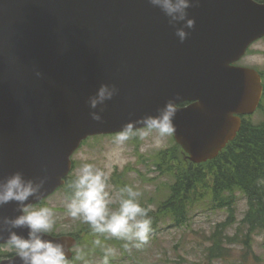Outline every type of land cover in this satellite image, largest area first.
<instances>
[{
    "label": "water",
    "instance_id": "obj_1",
    "mask_svg": "<svg viewBox=\"0 0 264 264\" xmlns=\"http://www.w3.org/2000/svg\"><path fill=\"white\" fill-rule=\"evenodd\" d=\"M188 12L195 27L180 43L183 22L170 25L147 0H0V179L47 176L40 199L26 202L36 205L63 186L88 137L116 134L168 100L186 159H215L259 107L261 76L235 64L264 36V4L194 0ZM101 84L119 91L98 105L97 123L87 100ZM20 214L15 203L0 208V217ZM43 238L66 244L67 259L77 246L70 235Z\"/></svg>",
    "mask_w": 264,
    "mask_h": 264
},
{
    "label": "clouds",
    "instance_id": "obj_2",
    "mask_svg": "<svg viewBox=\"0 0 264 264\" xmlns=\"http://www.w3.org/2000/svg\"><path fill=\"white\" fill-rule=\"evenodd\" d=\"M195 2L198 3V0ZM147 3L159 9L170 25L183 22V27L176 28L174 33L180 43L188 38L190 30L195 27V20L189 18L188 12L194 6V0H147ZM185 28L189 31H185ZM40 75V72H36V76ZM118 91L115 85L101 84L95 95L88 98L92 121L103 122L102 114L95 110L98 105L112 100ZM174 105V100H168L162 108L157 109L155 115L147 114L125 123L115 134L114 142L123 145L135 137H152L153 143L159 146L176 131ZM108 179V175L95 165L83 163L75 179L68 185L71 195L65 203L67 215L89 225L91 232L97 236L93 243L104 251L101 264H109L110 257L115 254V249L103 246L101 236L126 241L125 247L131 244L139 248L147 243L152 225L149 210L139 203L141 193L128 185L110 192ZM46 182L47 176L26 178L21 171L0 179V208L15 203L16 210L22 213L14 218L0 217V234L7 232L4 245L14 251L15 258L21 264H69L65 254L66 244L43 238L49 236L54 228L53 209H37L26 203L30 199H40ZM114 203L118 204V208L112 210L109 205ZM21 228L28 230L27 238L13 231ZM3 239V235H0V240Z\"/></svg>",
    "mask_w": 264,
    "mask_h": 264
},
{
    "label": "rangeland",
    "instance_id": "obj_3",
    "mask_svg": "<svg viewBox=\"0 0 264 264\" xmlns=\"http://www.w3.org/2000/svg\"><path fill=\"white\" fill-rule=\"evenodd\" d=\"M239 65L264 72V39L250 47L247 56ZM251 118L254 122L262 120L258 112ZM114 138L115 136H110L87 140L72 158L74 168L71 178L75 179L83 163H91L108 175L110 192L114 193L120 189L121 186L117 187L116 181L131 186L141 193L139 203L148 205L149 210L154 211L158 203L169 195V186L172 183L171 179L162 176L156 169L154 157L161 151L169 152L173 149L175 145L173 137H167L159 146L153 143L152 137L145 139L135 137L123 145H117ZM119 176H122V179H119ZM69 198L67 189L66 191L60 189L42 205L33 207L53 209L56 222L51 233L55 236L76 235L79 229L86 225L80 219H73L67 215L65 203ZM109 207L115 210L118 204L114 203ZM246 208L247 201L243 194L239 193L236 194L232 217L226 209H214L210 202L197 204L188 213L189 219L183 227H170L158 222L156 231L152 230L147 243L139 248L131 244L125 247V243L124 246L103 243L104 247L115 249L109 264H264V235L258 233L252 236V255L244 257L245 252L241 248L245 232H242L238 223L243 219ZM222 223H228L222 228L225 230L223 235L231 238L233 235L238 236L236 243L227 246L230 248L231 256L206 261L204 254L210 245L211 236L217 228H221ZM84 236L89 245L91 240L97 238L92 232ZM100 239L102 240L103 236ZM89 245H79L73 250L76 256L79 253L77 264H101L104 256L102 247L90 249ZM9 253L14 251L6 246H0V260Z\"/></svg>",
    "mask_w": 264,
    "mask_h": 264
},
{
    "label": "trees",
    "instance_id": "obj_4",
    "mask_svg": "<svg viewBox=\"0 0 264 264\" xmlns=\"http://www.w3.org/2000/svg\"><path fill=\"white\" fill-rule=\"evenodd\" d=\"M262 79L264 82V72ZM258 113L262 120L254 122L251 117L244 120L237 136L213 160L191 164L183 159L177 145L169 152L161 151L155 155L156 169L162 176L171 179L172 183L169 186V195L158 203L154 211L149 210L148 205L140 203L149 210L148 215L152 220L150 233L152 230L156 231L158 222L170 227H183L193 206L206 202H210L214 209H226L232 217L236 194L239 193L247 201L243 219L238 223L242 232H245L241 248L245 252L244 257L253 254L252 236L258 233L264 235V90ZM72 180L74 179L68 177L63 188L64 191L67 189L69 196L71 192L68 185ZM116 185L121 186L120 188L125 186L119 181H116ZM226 224L228 223H222L221 228L213 232L210 245L204 254L206 261L231 256L227 246L236 243L238 236L233 235L231 238L223 235L225 230L222 228ZM86 233L91 234L87 224L74 235L79 245H89L85 241ZM101 241L102 244L116 243L121 246L127 243L104 237ZM89 246L90 249L96 247L92 240ZM78 261L79 256H74L69 264H77Z\"/></svg>",
    "mask_w": 264,
    "mask_h": 264
},
{
    "label": "flooded vegetation",
    "instance_id": "obj_5",
    "mask_svg": "<svg viewBox=\"0 0 264 264\" xmlns=\"http://www.w3.org/2000/svg\"><path fill=\"white\" fill-rule=\"evenodd\" d=\"M264 1V0H263Z\"/></svg>",
    "mask_w": 264,
    "mask_h": 264
}]
</instances>
